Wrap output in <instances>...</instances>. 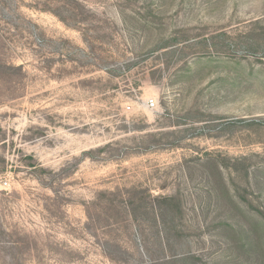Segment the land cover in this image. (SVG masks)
<instances>
[{
	"label": "rangeland",
	"instance_id": "rangeland-1",
	"mask_svg": "<svg viewBox=\"0 0 264 264\" xmlns=\"http://www.w3.org/2000/svg\"><path fill=\"white\" fill-rule=\"evenodd\" d=\"M0 264H264V0H0Z\"/></svg>",
	"mask_w": 264,
	"mask_h": 264
},
{
	"label": "trees",
	"instance_id": "trees-1",
	"mask_svg": "<svg viewBox=\"0 0 264 264\" xmlns=\"http://www.w3.org/2000/svg\"><path fill=\"white\" fill-rule=\"evenodd\" d=\"M106 147H108V146H104V147L98 148L97 151H98V152H101V151L105 150ZM91 153H92V151H86V152L83 153L82 156L87 155V156L90 157ZM30 164H31V163H30ZM31 165L34 166V164H31ZM158 198H159V197H158ZM168 198H169V197H160V199H162V201H166V200H168ZM104 244L108 245L109 242H105ZM113 250H114L115 252L119 253V254H126V255L129 254L128 251H127L126 249L122 248L121 245H119V244H117V243H116V244H113ZM108 252H109V251H108ZM107 255H108L109 259H111L112 261H118V260H120V257H116V256L112 253V251L109 252Z\"/></svg>",
	"mask_w": 264,
	"mask_h": 264
},
{
	"label": "built area",
	"instance_id": "built-area-1",
	"mask_svg": "<svg viewBox=\"0 0 264 264\" xmlns=\"http://www.w3.org/2000/svg\"><path fill=\"white\" fill-rule=\"evenodd\" d=\"M147 106L152 107L154 106V101L151 99L148 101Z\"/></svg>",
	"mask_w": 264,
	"mask_h": 264
}]
</instances>
